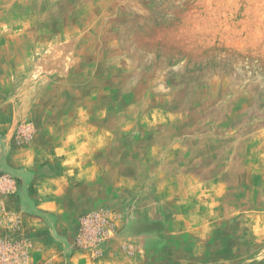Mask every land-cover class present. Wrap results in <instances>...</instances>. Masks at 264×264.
Masks as SVG:
<instances>
[{
    "label": "rangeland",
    "instance_id": "obj_1",
    "mask_svg": "<svg viewBox=\"0 0 264 264\" xmlns=\"http://www.w3.org/2000/svg\"><path fill=\"white\" fill-rule=\"evenodd\" d=\"M88 148L71 239L43 212L22 235L14 161ZM0 240L10 264H264V0H0Z\"/></svg>",
    "mask_w": 264,
    "mask_h": 264
},
{
    "label": "crops",
    "instance_id": "obj_2",
    "mask_svg": "<svg viewBox=\"0 0 264 264\" xmlns=\"http://www.w3.org/2000/svg\"><path fill=\"white\" fill-rule=\"evenodd\" d=\"M79 150V149H78ZM84 153L75 155L73 158L68 156L61 157L60 166L61 170L56 174H50L45 168H42L44 162L51 163L52 157L45 159H38L33 154H29V157L24 158L21 161H14V172L22 179L21 189V203L18 205L20 215L23 222L22 235L36 234L38 237L51 230L47 224L48 221L40 212L48 215H52L57 220L55 229L65 237V239H71L70 225L73 214L68 215V209H66V199L70 192L77 188L78 184L84 182L86 179L93 178L94 174V150L84 149ZM81 152V151H77ZM62 156V155H61ZM69 165V167H68ZM71 165V166H70ZM92 166L90 169L82 170L81 167ZM73 167V168H72ZM82 185V184H80ZM54 229V230H55ZM56 232V231H55ZM68 233V236L66 235ZM70 233V234H69ZM42 238H39L37 247H39V260L40 262H53L58 259V254L46 253L49 245L53 242H42ZM134 242V241H133ZM143 244V242H142ZM85 254L80 251H76L70 256L71 263L76 260L84 258ZM86 258V257H85ZM89 258L86 259L88 264Z\"/></svg>",
    "mask_w": 264,
    "mask_h": 264
},
{
    "label": "built area",
    "instance_id": "obj_3",
    "mask_svg": "<svg viewBox=\"0 0 264 264\" xmlns=\"http://www.w3.org/2000/svg\"><path fill=\"white\" fill-rule=\"evenodd\" d=\"M11 245H14V243L0 240V264H10V261H14L12 254H8V251H11Z\"/></svg>",
    "mask_w": 264,
    "mask_h": 264
}]
</instances>
